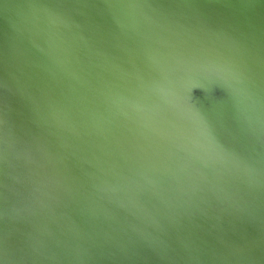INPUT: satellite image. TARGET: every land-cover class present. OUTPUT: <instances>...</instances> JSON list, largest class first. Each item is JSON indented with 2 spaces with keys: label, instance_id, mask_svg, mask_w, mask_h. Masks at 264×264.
<instances>
[{
  "label": "bare ground",
  "instance_id": "obj_1",
  "mask_svg": "<svg viewBox=\"0 0 264 264\" xmlns=\"http://www.w3.org/2000/svg\"><path fill=\"white\" fill-rule=\"evenodd\" d=\"M213 4L234 45L205 37ZM145 11L152 32L116 69L108 142L70 143L67 105L0 69V264H264V225L212 229L264 206V0Z\"/></svg>",
  "mask_w": 264,
  "mask_h": 264
},
{
  "label": "water",
  "instance_id": "obj_2",
  "mask_svg": "<svg viewBox=\"0 0 264 264\" xmlns=\"http://www.w3.org/2000/svg\"><path fill=\"white\" fill-rule=\"evenodd\" d=\"M150 5L151 0H0V69L19 81L18 89L51 93L67 105L65 138L70 143L82 147L80 139L100 136L108 142L112 115L123 103L114 94L116 69L127 50L147 43L152 24L145 10ZM228 10L224 4L210 6L216 26L205 27V37L218 34L221 42L234 45ZM182 64L183 71L190 69ZM110 103L115 110L108 109ZM70 154L72 161L84 155L75 149ZM253 203L231 223L215 222L216 238L256 234L264 225V206ZM209 258L207 254L201 264Z\"/></svg>",
  "mask_w": 264,
  "mask_h": 264
}]
</instances>
